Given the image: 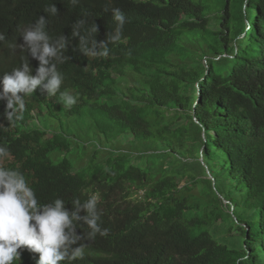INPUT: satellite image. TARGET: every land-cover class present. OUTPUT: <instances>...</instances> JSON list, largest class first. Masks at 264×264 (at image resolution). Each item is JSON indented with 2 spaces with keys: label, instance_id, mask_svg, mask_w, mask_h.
<instances>
[{
  "label": "trees",
  "instance_id": "16d2710c",
  "mask_svg": "<svg viewBox=\"0 0 264 264\" xmlns=\"http://www.w3.org/2000/svg\"><path fill=\"white\" fill-rule=\"evenodd\" d=\"M40 16L77 101H0V146L40 203L61 169L68 207L99 195L108 235L63 264H264V0H0V75Z\"/></svg>",
  "mask_w": 264,
  "mask_h": 264
},
{
  "label": "clouds",
  "instance_id": "9594fccd",
  "mask_svg": "<svg viewBox=\"0 0 264 264\" xmlns=\"http://www.w3.org/2000/svg\"><path fill=\"white\" fill-rule=\"evenodd\" d=\"M46 11L54 15L57 9L52 5ZM45 26L46 19L40 16L20 32L21 47L26 49L33 70L28 63H23L0 75V101L5 104L3 116L10 122L23 118L24 95L40 90L51 97L67 87V81L63 82V75L58 70V64L66 58L60 51L64 47L63 37L53 43ZM3 40L4 35L0 33V41ZM60 96L64 106L71 107L78 94L74 96L65 89ZM11 161L7 147L0 146V165L7 166H0V264H13L20 258L21 250L31 254L35 264H63L83 257L84 246L80 241L85 236L94 239L97 234L108 235L109 230L102 227L97 193L80 187L71 201L72 207H68L63 200L68 180L62 178L64 169H61L58 177L52 176L57 178L53 184L55 192L46 199L48 190L42 191L45 199L40 203L30 181L25 178L26 169L18 165L10 168L7 163ZM207 176L212 179L209 174ZM79 226H86L88 231L82 234L78 231Z\"/></svg>",
  "mask_w": 264,
  "mask_h": 264
},
{
  "label": "rangeland",
  "instance_id": "374dc122",
  "mask_svg": "<svg viewBox=\"0 0 264 264\" xmlns=\"http://www.w3.org/2000/svg\"><path fill=\"white\" fill-rule=\"evenodd\" d=\"M76 127H77V130H75L76 132H78L79 134H84L83 129L81 130V128L77 124H72V129L73 128L76 129Z\"/></svg>",
  "mask_w": 264,
  "mask_h": 264
},
{
  "label": "bare ground",
  "instance_id": "6f19581e",
  "mask_svg": "<svg viewBox=\"0 0 264 264\" xmlns=\"http://www.w3.org/2000/svg\"><path fill=\"white\" fill-rule=\"evenodd\" d=\"M62 75H63V82L67 81V77H65L64 74H62Z\"/></svg>",
  "mask_w": 264,
  "mask_h": 264
}]
</instances>
